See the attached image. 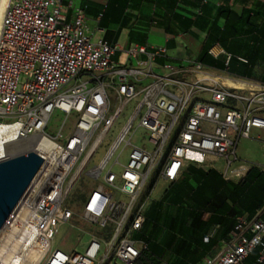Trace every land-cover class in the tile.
Instances as JSON below:
<instances>
[{
    "label": "built area",
    "instance_id": "2783aa9c",
    "mask_svg": "<svg viewBox=\"0 0 264 264\" xmlns=\"http://www.w3.org/2000/svg\"><path fill=\"white\" fill-rule=\"evenodd\" d=\"M70 7L5 0L0 125L20 143L0 161L28 152L43 158L5 224L17 222L44 242L40 264H135L147 248L132 234L145 223L158 180L173 182L188 165L217 169L228 180L252 166L264 172V163L242 153L264 144V82L236 88L200 61L184 70L165 58V47L133 44L131 64L114 61L116 46L96 35L100 28L82 7ZM57 110L62 118L51 132ZM106 138L102 158L90 166ZM69 229L91 236L82 252L60 248ZM221 245L203 264H241L255 249L263 261L264 218L235 214Z\"/></svg>",
    "mask_w": 264,
    "mask_h": 264
},
{
    "label": "crops",
    "instance_id": "0c3cea01",
    "mask_svg": "<svg viewBox=\"0 0 264 264\" xmlns=\"http://www.w3.org/2000/svg\"><path fill=\"white\" fill-rule=\"evenodd\" d=\"M64 2H71L70 13L74 7H82L89 24L100 28L96 35L116 46L112 56L114 61L131 64L133 59L126 51L133 44L149 49L165 47V58L184 70L192 62L200 61L208 72L226 81L240 80L253 86L264 82V0ZM157 60L162 62L164 58ZM179 76L185 78L188 73L182 71ZM204 169L215 170L218 179L228 180L217 169ZM170 184L167 182L162 194L153 198L142 229L133 233L140 247L145 245L147 248L135 264H203L205 258L222 249L221 238L230 234L228 229H232L233 218L224 223V218H228L224 208L227 209L231 201L224 198L222 186L212 196V201L220 205L221 210L215 211L211 206L209 210H202L201 219L208 224L203 232L196 233L197 226H192V217L188 214L194 208H187L190 194L179 189L176 181L175 192L164 195ZM189 184L201 191L192 179ZM173 215L179 217L174 223ZM245 215L248 219L264 218V205L253 216L248 212ZM189 227L191 231L187 230ZM255 251L258 253L259 249ZM241 264H264V259L258 261L252 252Z\"/></svg>",
    "mask_w": 264,
    "mask_h": 264
},
{
    "label": "trees",
    "instance_id": "16d2710c",
    "mask_svg": "<svg viewBox=\"0 0 264 264\" xmlns=\"http://www.w3.org/2000/svg\"><path fill=\"white\" fill-rule=\"evenodd\" d=\"M182 174L184 175L183 178H181ZM181 175L177 180L171 182L164 195L175 192L174 183H176V181L178 182L177 187L179 189L183 188L188 191L190 195L187 208H194L193 212L189 210L188 214L192 217V226H197L198 230L195 231L196 233L200 231L203 232L208 224L207 221L201 219L203 214L202 210H209V206L213 207L215 211L221 210L220 205L212 201V196L217 193L220 186L224 189V198L228 197L231 201L228 208H224L225 213L228 215V218H224L225 224L230 222L234 215L240 212H248L249 216H253L256 211L264 205V172L255 166H252L248 172L238 180H224L220 177L218 179L217 171H207L203 167L195 165H188ZM191 179L197 184L201 191L189 184V180ZM151 204L152 201L150 205ZM147 213L148 209L145 213L146 217ZM178 218V216L175 217L173 215L172 222L174 223ZM227 219L228 221H225ZM181 230L182 226L179 227V231ZM187 230L191 231L192 229L189 227ZM228 230L230 233L232 229ZM226 231L227 229L223 231V235H225ZM224 238L226 237L221 239ZM178 247H180V244ZM258 253L253 251V256L258 258Z\"/></svg>",
    "mask_w": 264,
    "mask_h": 264
},
{
    "label": "bare ground",
    "instance_id": "6f19581e",
    "mask_svg": "<svg viewBox=\"0 0 264 264\" xmlns=\"http://www.w3.org/2000/svg\"><path fill=\"white\" fill-rule=\"evenodd\" d=\"M4 6L5 0H0V19ZM227 83L240 89L247 86L240 80L228 79ZM13 136V130L0 125V159L19 145L20 141L14 140ZM34 237L32 232L17 222L4 224L0 231V264H40L45 245L44 242L34 241Z\"/></svg>",
    "mask_w": 264,
    "mask_h": 264
},
{
    "label": "water",
    "instance_id": "95a60500",
    "mask_svg": "<svg viewBox=\"0 0 264 264\" xmlns=\"http://www.w3.org/2000/svg\"><path fill=\"white\" fill-rule=\"evenodd\" d=\"M43 163L36 152L0 161V231Z\"/></svg>",
    "mask_w": 264,
    "mask_h": 264
},
{
    "label": "rangeland",
    "instance_id": "374dc122",
    "mask_svg": "<svg viewBox=\"0 0 264 264\" xmlns=\"http://www.w3.org/2000/svg\"><path fill=\"white\" fill-rule=\"evenodd\" d=\"M221 80H224V78H221ZM128 115V109L124 111L123 114H121V116L119 117L118 122L122 123L124 122V120L126 119ZM62 115L60 113V111H55L53 113L52 119H51V124L49 126V130L51 132L55 131V129L57 128V124H59V122L61 121ZM118 124L117 127H115L113 129L114 133L111 134H116V131L118 130ZM143 131L142 130H138L136 132V134L134 135V142H138V140L140 139V136L142 135ZM109 141V138L105 139L103 141V146L100 147L97 150V153L93 156V159L90 160L89 165L91 166L94 163H97L103 156L105 150H106V143ZM244 157H246L249 160L252 161H257L260 163H264V144L260 143L257 145L256 149L253 151H243L242 152ZM215 164L218 166L217 168L220 169V162L217 161L215 162ZM152 180V176L149 178L147 184L149 185L151 183ZM147 185V187H148ZM167 186V182L164 180H158L152 190L151 196L152 198H157L159 197L163 190L166 188ZM81 235L78 233V231L76 229H69L68 232L66 233V235L64 236V238L62 239V242L60 243V248L64 249V250H71V249H75L76 251H80L82 252L87 244L90 241L91 236L88 234H83L81 237ZM133 236V234H132ZM78 237H80V240L78 239ZM111 263L110 260H106L104 261L102 264H109Z\"/></svg>",
    "mask_w": 264,
    "mask_h": 264
}]
</instances>
